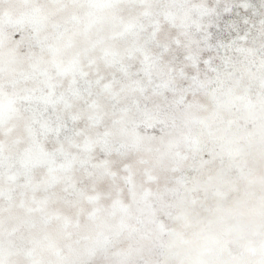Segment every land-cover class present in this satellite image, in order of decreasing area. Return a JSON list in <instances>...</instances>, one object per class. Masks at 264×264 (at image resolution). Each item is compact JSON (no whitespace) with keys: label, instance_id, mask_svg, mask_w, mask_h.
Masks as SVG:
<instances>
[{"label":"snow or ice","instance_id":"snow-or-ice-1","mask_svg":"<svg viewBox=\"0 0 264 264\" xmlns=\"http://www.w3.org/2000/svg\"><path fill=\"white\" fill-rule=\"evenodd\" d=\"M0 264H264V0H0Z\"/></svg>","mask_w":264,"mask_h":264}]
</instances>
